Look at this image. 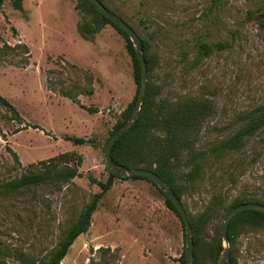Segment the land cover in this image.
<instances>
[{
	"label": "rangeland",
	"instance_id": "374dc122",
	"mask_svg": "<svg viewBox=\"0 0 264 264\" xmlns=\"http://www.w3.org/2000/svg\"><path fill=\"white\" fill-rule=\"evenodd\" d=\"M22 1L18 10L4 0L0 11V47L21 43L31 52L30 57L23 50L0 56V95L19 114L0 102V183L41 171L42 162L64 153L74 156L61 167L77 168L80 176L0 196V260L6 264H19L15 252L47 255L100 192L99 182H107L110 174L106 144L137 93L126 39L112 25L89 39L79 28L84 22L76 9L80 0ZM103 2L149 43L159 98L175 101L207 89L215 93V114L201 132L198 150L234 133L247 114L264 105V0ZM203 45L211 48L209 55ZM76 86L92 87L94 93L79 96L80 104L59 93ZM65 137L87 143L77 145ZM237 161L236 166L247 169L237 185L230 184L225 171L212 179L215 168L208 166L211 179L199 193L183 197L187 215L203 211L214 190L228 193L227 207L242 193L263 194L264 133ZM226 215L223 211L215 221L221 230ZM214 228L204 232L206 241ZM185 234L181 218L152 182L118 177L93 214L89 231L74 242L62 263L181 264ZM99 248L116 253L103 254ZM236 248L239 264H264V230L238 236Z\"/></svg>",
	"mask_w": 264,
	"mask_h": 264
},
{
	"label": "trees",
	"instance_id": "16d2710c",
	"mask_svg": "<svg viewBox=\"0 0 264 264\" xmlns=\"http://www.w3.org/2000/svg\"><path fill=\"white\" fill-rule=\"evenodd\" d=\"M10 1L16 9H23L22 0ZM100 1L104 4L103 0ZM3 5L4 0H0V11ZM76 9L83 16L84 22L80 23L79 28L86 38H95L107 25H112L125 37L127 42L126 48L132 58L137 93L133 102L123 112L121 119L115 126V130L111 133L113 135L115 131L129 120L132 114L141 85L140 62L127 33L103 16L90 0H80ZM260 17L264 19V14H260ZM218 46L219 49L224 48L223 45ZM202 49L205 55L211 53V48L207 45H203ZM18 50H23V53L27 57L31 56L29 47L21 43L14 46L4 44L0 47V56L7 57L9 51L14 53ZM143 53L147 63L149 78L146 97L137 122L115 143L112 150L113 163L129 169H147L153 171L169 185L181 200L183 206L184 196L199 193L205 182L217 173L225 171L230 184L237 185L240 177L247 173V169L241 163L236 166L239 162L237 161L238 156L245 151L250 142L264 133V105L247 114L234 133L212 143L206 150H198L196 145L200 140L201 132L215 114L216 102L212 98V96L215 97V93L209 92L206 88L207 90L201 92L200 95L190 94L180 97L175 101L168 98H159L161 86L154 83L152 79L155 56L150 53V45L147 41H143ZM195 65L196 63H193V66ZM71 66L79 72L84 73L77 66L73 64ZM86 83L92 86V78H86ZM59 93L61 96L79 103V96L92 95L94 89L92 87L76 86L73 90H62ZM0 102L17 116L19 115L10 101L1 95ZM88 111L91 113L97 112L93 108H88ZM65 139L73 141L77 145L87 143L85 138L80 137H65ZM10 151L14 160L19 162L18 155L13 150ZM73 156L74 154L69 153L61 154L42 162L43 169L41 171L24 173L20 177L0 183V196L23 194L32 188L42 185L67 183L79 177L80 173L77 168L61 167L62 164H67L68 160ZM184 156H186V160L183 159ZM209 165L215 168L211 178H208L207 175ZM115 178L118 177L109 174L107 182H99L100 192L92 196L77 220L65 231L58 244L47 255L34 258L23 251L19 254L15 252V257L19 260V264H63L62 262L68 255L74 242L81 235L89 231L92 225V216L96 212L102 198L112 188ZM130 178L150 181L141 176H132ZM154 185L157 187L156 184ZM165 198L167 206L179 215L176 207L166 195ZM227 200V192L214 190L203 211L197 214H188L192 227L195 264H201L204 260H209L211 264H216L223 251L222 230L215 225L218 216L222 215L223 211H227L228 213L233 207L241 204L258 203L264 205V192L262 195L257 193H242L234 198L228 207L226 206ZM214 226L212 237L209 241H206L203 237L204 232ZM261 230H264L263 212L248 210L239 213L233 218L228 232L231 264H239L236 248L237 237ZM98 251L103 254L116 253L111 248H99ZM180 262L181 264H187L185 251L180 258ZM0 264L6 263L0 260ZM90 264H95V261L90 259Z\"/></svg>",
	"mask_w": 264,
	"mask_h": 264
},
{
	"label": "water",
	"instance_id": "95a60500",
	"mask_svg": "<svg viewBox=\"0 0 264 264\" xmlns=\"http://www.w3.org/2000/svg\"><path fill=\"white\" fill-rule=\"evenodd\" d=\"M92 4L96 7V9L106 18L111 20L113 23L118 25L124 32L127 33L131 42L134 45L136 54L138 56L140 66H141V85L139 89V93L137 95V99L132 111V114L129 120L123 124L108 140L105 148V160L107 164V169L110 174L115 175L119 178H126L132 176H141L149 179L157 187L169 198L172 204L176 207L180 218L185 226V258L187 264H195L194 261V243L192 237V227L190 225L188 215L186 209L184 208L181 200L177 197L174 191L169 187V185L158 176L153 171L147 169H129L125 166L115 165L112 161V150L120 138H122L137 122L141 108L146 97L147 89H148V78H147V63L143 53V41L134 28L127 23L123 18L118 16L109 10L100 0H90ZM255 210L264 213V205L258 203H248L241 204L236 207H233L226 215L224 223L222 225V237L225 243L223 251L221 252L217 264H231V251L229 248V226L234 217H236L239 213Z\"/></svg>",
	"mask_w": 264,
	"mask_h": 264
}]
</instances>
